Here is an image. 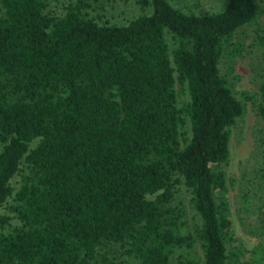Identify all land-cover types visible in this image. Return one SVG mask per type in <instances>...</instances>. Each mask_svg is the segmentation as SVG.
I'll use <instances>...</instances> for the list:
<instances>
[{
    "label": "trees",
    "instance_id": "1",
    "mask_svg": "<svg viewBox=\"0 0 264 264\" xmlns=\"http://www.w3.org/2000/svg\"><path fill=\"white\" fill-rule=\"evenodd\" d=\"M135 1L146 11L117 24L89 16L85 0L59 16L44 0H0V264H110L107 243L135 257L126 264H172L194 241L201 260L175 264H229L226 166L242 103L219 60L257 5ZM257 42L264 58V28ZM259 93L264 120V80ZM177 183L199 218L193 232L179 229ZM257 216L264 223V200Z\"/></svg>",
    "mask_w": 264,
    "mask_h": 264
},
{
    "label": "rangeland",
    "instance_id": "2",
    "mask_svg": "<svg viewBox=\"0 0 264 264\" xmlns=\"http://www.w3.org/2000/svg\"><path fill=\"white\" fill-rule=\"evenodd\" d=\"M45 12L55 16L65 12L74 0H44ZM91 6L83 9L89 16L98 15L111 23L122 24L145 12L135 0H85ZM184 11L201 12L221 8L224 0H168ZM257 14L247 24L237 28L227 41L219 60L220 74L225 78L234 96L242 103V111L230 127L229 156L226 166L227 198L231 218V237L226 240L229 264H264V223L257 216V207L264 200V177L261 175V159L264 152V120L256 110L260 100L259 86L264 80V58L257 36L264 28V0H254ZM168 49L173 47L168 32L165 33ZM176 75V72H174ZM176 104L182 107L187 101L184 83L175 80ZM186 120V117L184 116ZM181 132L188 131L187 121L179 124ZM33 143V142H32ZM12 178L16 185L20 173L27 171L25 163ZM181 208L180 231H190L198 226L199 218L191 205V194L182 184H176L171 202ZM9 213L7 207L3 209ZM15 218L10 223H15ZM8 226L1 229L6 230ZM104 252L110 264L134 263L135 257L126 254L118 243H107ZM201 260L199 243L177 248L170 256V263L178 259Z\"/></svg>",
    "mask_w": 264,
    "mask_h": 264
}]
</instances>
